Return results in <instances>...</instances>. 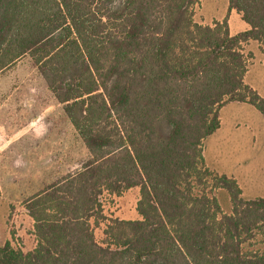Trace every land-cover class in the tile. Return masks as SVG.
I'll return each instance as SVG.
<instances>
[{
    "label": "trees",
    "instance_id": "obj_1",
    "mask_svg": "<svg viewBox=\"0 0 264 264\" xmlns=\"http://www.w3.org/2000/svg\"><path fill=\"white\" fill-rule=\"evenodd\" d=\"M199 1L0 0V72L29 57L90 154L23 202L36 246L6 242L0 264H264L245 248L264 243V196L243 198L203 156L224 104L264 119V98L243 80V45L264 52V0H228L249 26L236 34L196 22ZM132 187L140 218L104 216L101 195Z\"/></svg>",
    "mask_w": 264,
    "mask_h": 264
},
{
    "label": "crops",
    "instance_id": "obj_2",
    "mask_svg": "<svg viewBox=\"0 0 264 264\" xmlns=\"http://www.w3.org/2000/svg\"><path fill=\"white\" fill-rule=\"evenodd\" d=\"M231 11H234V17L229 21V32L236 34L247 30L246 23H236L238 18L241 19L240 14ZM232 27L236 28L233 30ZM243 51L252 52L254 57L251 63L248 58L243 80L264 98V52L255 40L247 41ZM8 70L0 72V76ZM0 94H4L0 100V245L10 242L26 253L34 249L36 239L33 220L23 202L76 171L90 154L60 103L57 102L64 116L62 120L55 118L52 112L46 113V107L34 108L37 104L23 101L14 103L13 91L0 88ZM257 112L253 105L245 102L224 104L219 109V127L205 138L203 146L206 166L233 177L245 199L264 196V119ZM256 128L258 135H262V148L254 144ZM78 138L83 144L82 156L75 159ZM128 190L139 195L138 187ZM252 193L257 195L246 198ZM132 216L127 219L140 218L136 210ZM22 220H28L29 226L22 227ZM18 236L22 238L20 244Z\"/></svg>",
    "mask_w": 264,
    "mask_h": 264
},
{
    "label": "rangeland",
    "instance_id": "obj_3",
    "mask_svg": "<svg viewBox=\"0 0 264 264\" xmlns=\"http://www.w3.org/2000/svg\"><path fill=\"white\" fill-rule=\"evenodd\" d=\"M231 13L232 18H229ZM233 14L234 11L228 9V0H200L199 3L194 7V20L201 24H212L215 21H223L226 22L229 26V21L233 20ZM236 23L245 25V22L240 18H238V22ZM232 28L234 30V28L236 27ZM249 54L250 57L248 63H251L254 57L252 52H249ZM257 63L259 64V62ZM0 88L2 89V91H13L12 101L14 103H22L23 101L26 104H37L34 108L46 107L48 108L46 110V113L52 112V114H54V117L60 120H62V118L64 117L61 114L62 112H60L61 110H59L61 109V106L57 103L56 99L47 89L44 80L38 75L36 69L33 67L30 61V58L27 56L21 58L11 68H9V70L5 74L0 76ZM3 95L4 94H0V100L1 98H3ZM240 127V129H244L242 128L243 126ZM261 137L262 135H258V130L256 128L254 144L257 148H262L263 139ZM81 148H83V144L78 138V153L75 156V159L81 158ZM214 194L218 199L222 211L225 213L230 212L231 204L227 191H225L224 189H218L214 192ZM252 194L246 195V198L257 195L256 193ZM259 194L262 193L260 192ZM138 196L139 195H137L134 190H127L120 196H110L104 194L101 199L103 215L106 217L119 219H127L128 217H133L132 214L136 210V199ZM103 222L99 225L93 226L95 239L100 243L104 238L103 229L106 222ZM20 225L26 228L29 226V221L27 220L24 222L22 220L20 222ZM12 230L13 232L16 231L14 223ZM260 239H263V236L256 237V242L251 246L245 248L258 249L260 252L264 253V243L257 242L260 241ZM17 240L18 244H20L22 238L18 236Z\"/></svg>",
    "mask_w": 264,
    "mask_h": 264
},
{
    "label": "built area",
    "instance_id": "obj_4",
    "mask_svg": "<svg viewBox=\"0 0 264 264\" xmlns=\"http://www.w3.org/2000/svg\"><path fill=\"white\" fill-rule=\"evenodd\" d=\"M104 194H107V193H103V195H104ZM103 195H101V197H100V201H101V202H102V200H101V199H102V196H103ZM107 195H108V194H107Z\"/></svg>",
    "mask_w": 264,
    "mask_h": 264
}]
</instances>
